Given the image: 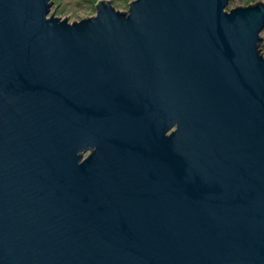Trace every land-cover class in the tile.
Wrapping results in <instances>:
<instances>
[{"label": "water", "instance_id": "water-1", "mask_svg": "<svg viewBox=\"0 0 264 264\" xmlns=\"http://www.w3.org/2000/svg\"><path fill=\"white\" fill-rule=\"evenodd\" d=\"M103 1L0 0V264H264V1Z\"/></svg>", "mask_w": 264, "mask_h": 264}, {"label": "rangeland", "instance_id": "rangeland-1", "mask_svg": "<svg viewBox=\"0 0 264 264\" xmlns=\"http://www.w3.org/2000/svg\"><path fill=\"white\" fill-rule=\"evenodd\" d=\"M134 0H109V3L119 11L128 12L130 9V3ZM260 0H228L227 11H230L236 6H248ZM264 1V0H263ZM51 8L47 17L53 13V16H57L63 19L65 16L68 22L80 21L82 18H87L96 15L98 0H51ZM103 2H107L104 0ZM260 37H263V41L259 44L260 53L264 56V27L260 32ZM89 152H85L87 155Z\"/></svg>", "mask_w": 264, "mask_h": 264}]
</instances>
